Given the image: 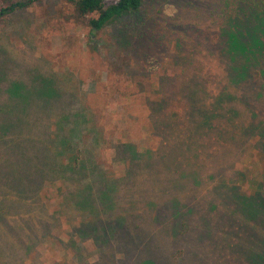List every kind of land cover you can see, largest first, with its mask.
<instances>
[{"label":"rangeland","instance_id":"374dc122","mask_svg":"<svg viewBox=\"0 0 264 264\" xmlns=\"http://www.w3.org/2000/svg\"><path fill=\"white\" fill-rule=\"evenodd\" d=\"M10 1L17 0H0V8ZM241 6L238 0H144L138 11L96 33L76 19L63 0H42L0 19V71L9 68L0 99L12 82L32 81L39 69L50 79L70 83L64 91L72 90L75 96L66 111H92L99 125H105L97 140L88 136L94 131L88 124L73 121L66 128L70 148L67 155L58 154L67 165L57 164L54 171L64 168L71 175L54 181L52 168L41 171V197L29 200L30 211L13 205L14 213L33 218L23 234L9 232L10 255L0 264H255L257 247L264 251V226L246 227L245 218H236L228 208L225 214L208 212L213 200L222 206L220 199L212 198L219 190L224 195L233 189L242 199L255 195L259 182L264 190V28L256 32L254 27V41L250 29L239 24L247 20L229 24V16ZM233 33L246 47V53L234 57L227 47ZM246 66L250 78L235 82V68ZM190 92L196 98L189 103L203 112L200 120L209 110L219 111L222 130L234 123L235 133L244 124L255 129L237 140L208 135L209 143L199 147L196 156L180 154H189L185 126L191 123L186 99ZM222 95L233 97L221 106ZM237 108L244 115L229 121ZM34 111L37 114V107ZM167 130L170 142L161 137ZM37 145L29 142L26 154L41 155ZM56 146L64 147L58 140ZM20 151L17 144L12 149L0 139V189L12 185L4 161L15 162ZM198 159L201 166H191V160ZM173 166L186 171L179 189ZM201 173V184L189 179ZM210 173L216 176L208 178ZM85 174L87 178L79 180ZM107 184L119 185L128 195L116 200L107 218L102 213L104 218H95L96 192ZM91 190L96 204L87 207L88 212L71 204V197H90ZM21 254H29V259Z\"/></svg>","mask_w":264,"mask_h":264},{"label":"trees","instance_id":"16d2710c","mask_svg":"<svg viewBox=\"0 0 264 264\" xmlns=\"http://www.w3.org/2000/svg\"><path fill=\"white\" fill-rule=\"evenodd\" d=\"M8 1V0H7ZM42 0H17L10 1L8 4L1 6L0 8V19L10 15L20 9H25L32 6L36 2H40ZM66 3L70 4L73 8V15L78 20H84L90 26L91 32L96 33L103 28H105L108 24L113 22L114 20L120 18L121 16L132 13L134 11H138L140 7L143 5L144 0H63ZM242 2L241 8L236 9L233 14L229 16L230 23L229 24H238L239 21L247 20L245 24L239 22L242 27L246 29H250L251 40L256 41V34L252 32L254 27L256 28V32L258 29L264 28V1L263 0H238V3ZM227 5L228 2L225 1ZM235 4V3H234ZM238 20V22L236 21ZM254 25V26H253ZM241 37L238 36L237 33H233L228 43V52L234 57L238 52L246 53V47H243L238 42L241 41ZM259 42H257L258 44ZM230 45V47H229ZM243 51V52H242ZM238 55V54H237ZM5 70L0 71V84H3L4 74L7 76V71L9 68H4ZM236 71L239 70L238 77L235 79V82H245V78L247 75H250V69L243 67V71L240 70L239 67L235 68ZM34 78L32 81L25 80H15L12 82L13 84L10 86V91L12 95L5 92L7 95L3 100L0 101V139H5L8 143L9 148H15L17 144L20 148V153H18V157L15 162L9 160L10 163H5L3 166L10 168V175L12 185L10 188L0 189V263L3 261L4 255H10L9 246L13 243V240L10 239L11 236L9 232H16L18 234H23L26 231L25 225L29 223V219L33 218V216L27 218H23L24 216H19V214L14 213L12 208L13 205H25L30 211V199H38L40 198V190L38 184L39 174H41L43 170L52 168V180H65L70 177L71 173H68L66 170L59 169L58 171H54V168L57 164L61 166H66L67 164L63 159L60 158L58 151L62 155L68 154V149L66 148L67 143L70 141L68 138V133L65 134L66 128L69 129V126L73 121H78L81 126H85L88 124L90 129L94 130L88 133L89 135L96 136V140L102 135V132L105 131V125H99V120L95 116V114L90 112L78 111L76 113H72L70 111H66L65 105L75 96V93L70 90L69 92L64 91V86H68L69 82H64L62 79H57L54 76V79H50L49 75L40 71L39 69L35 70ZM6 79V78H5ZM242 80V81H241ZM252 80V79H251ZM232 84H234L232 82ZM242 85V83H241ZM3 92V90H2ZM9 94V95H8ZM188 95V96H187ZM187 101H194L196 98V94L194 92H190L187 94ZM232 95H222L219 102L222 106L224 101L229 100ZM247 105L250 107L253 105L251 102H247ZM35 107H37V114H35ZM219 108V107H217ZM232 108H234L232 106ZM248 109V108H246ZM232 115L229 117L231 122H233L234 117H242L244 112L242 109H232ZM188 114L191 115V123H188L185 127L189 131L187 137L189 142L187 144L188 153L187 155L180 153L184 156H188L189 158L192 156H196V150L209 142L207 141V136L210 135L213 138L218 137L222 139H235L237 137L243 138L245 134H250L256 127L254 124H244L241 128V132L235 133V123L234 125L229 124L228 127H224V130L221 129L219 119L224 116L220 114L219 111H207L204 114V120H200V116L203 113L200 108L193 102L189 103ZM179 118V116H178ZM237 120V119H236ZM42 122H45L42 124ZM83 122V123H82ZM187 122V121H186ZM185 121L178 122L180 124H185ZM168 125L174 126V123H169ZM167 125V126H168ZM37 127V128H36ZM102 127V128H101ZM180 130H183L182 127H179ZM80 132V131H79ZM261 132L264 133V126L261 128ZM82 134V133H81ZM71 137L76 136L73 132V128L70 132ZM82 136V135H81ZM166 136V137H165ZM165 136L161 134L162 138H165V141L170 142L171 133L167 130L165 131ZM56 140L59 141L60 144H63L64 147L62 150L58 149L56 146ZM36 141L40 143L37 145V148L42 151L41 155L32 152V155L26 154L28 149H31L28 145L29 142ZM24 143H27L24 145ZM213 143V142H212ZM50 146L49 151L42 155L45 148ZM27 148V149H26ZM182 149V147H178ZM89 153V152H88ZM134 155L140 157V154L135 153ZM187 158V157H186ZM78 158L75 161L74 165L78 164ZM84 164V163H83ZM191 166L195 164H199L201 166V160L198 161L191 160ZM167 165H169L167 163ZM71 167L68 169L70 170ZM172 168V167H170ZM173 172L176 173L179 179L176 181L175 186L176 189L182 187V180L186 177V171H181L176 169L173 166ZM185 173V174H184ZM202 174V173H201ZM197 174L192 179L196 185L201 184L204 178V175ZM156 176V174H154ZM216 175L213 173L208 174V178H214ZM87 178V174L80 176L79 180H84ZM95 181H97L95 179ZM43 182V181H41ZM172 183V181L166 182V184ZM225 188H228L226 184L222 183ZM256 194L251 196L250 198H240L237 192L233 189H226V193L222 195V190L217 191L215 196L212 195V198L220 199L222 202V206L219 202H215L213 200L211 202L209 213L212 215L216 210L220 213L225 214L226 209L230 210L231 213L237 214L241 218H245V226L250 227L254 226L257 228L258 225H263L264 222L262 218H264V190L262 189L261 182L257 184ZM92 187L93 184H92ZM106 189L99 191L97 194V205L98 208L93 210L95 218L98 216L99 218H104V216H99L101 213L107 216L110 212V208H113L114 203L120 197L125 199L127 197L128 191H122L119 185L107 184ZM171 188V187H170ZM95 189V188H94ZM132 188L129 189V192ZM96 191V190H95ZM90 197L88 195L82 196L80 199H76L71 197L70 202L77 208L84 209L83 212H88L86 209L89 206H93L96 204L94 201L93 190L90 191ZM162 192V190H161ZM167 191H163L165 193ZM161 194V193H160ZM160 194H158L160 196ZM222 195V196H221ZM77 200L74 203V200ZM115 199V200H114ZM202 198H200V201ZM69 202V204H70ZM236 203V204H235ZM220 205V207H219ZM95 208V207H94ZM176 209L179 214H181L180 207L176 204ZM192 210V208H191ZM106 212L108 214H106ZM29 215H31L29 213ZM112 215V214H111ZM206 214V217L211 216ZM21 217V218H19ZM92 217V216H91ZM3 221V223H2ZM113 230V229H112ZM87 231V228L84 229V232ZM122 232H127L124 228L121 229ZM211 231L209 230V233ZM213 232V231H212ZM262 240V241H261ZM262 245H264V238L260 239ZM259 241V242H260ZM33 254V253H32ZM19 255V253H18ZM27 254L20 255L22 259H29ZM31 255V254H30ZM21 259V258H20ZM253 262L255 264H264V251H261L258 247L256 252L253 254Z\"/></svg>","mask_w":264,"mask_h":264}]
</instances>
